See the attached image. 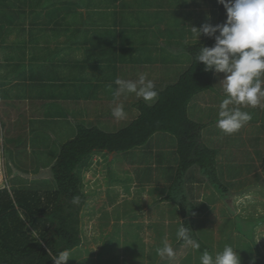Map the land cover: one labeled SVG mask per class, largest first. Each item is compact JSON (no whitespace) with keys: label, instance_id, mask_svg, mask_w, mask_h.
<instances>
[{"label":"crops","instance_id":"obj_1","mask_svg":"<svg viewBox=\"0 0 264 264\" xmlns=\"http://www.w3.org/2000/svg\"><path fill=\"white\" fill-rule=\"evenodd\" d=\"M217 19L216 0H0L2 176L9 189H18L23 180L19 177L11 180L9 176L39 175L37 180L29 179L37 183L41 181L40 176H50L48 169L58 156L55 144L74 137L77 124L95 126L106 132L128 126L139 115L137 104L144 101L135 94L114 96L117 89L114 81L117 78L136 80L138 74L145 73L157 92L177 82L191 63L184 46L209 39L203 33L197 39L193 27L216 25ZM223 78L224 73L215 72L212 89L197 93L188 104L187 114L203 124L200 143L216 152L217 174L224 176V182L233 183L239 175L230 171L237 164L236 156L243 152L245 140L242 127L241 132L227 135L217 126L220 104L225 99ZM216 89H222L223 95H215ZM121 104L125 115L117 119L112 109ZM238 107L245 111L244 105ZM46 125L53 127L50 132L54 137L43 129ZM238 133L242 138L235 135ZM46 142L52 143V148L45 146ZM124 153L127 156L119 159L116 156L119 153H101L108 159L105 161L108 175L111 169L121 172L122 177L130 176L127 183L120 177L107 176L106 185L112 182L111 186L140 187L142 191L163 190V196L159 195V201L153 203L175 205L176 217L170 221L166 208L156 227L161 226V234L172 227L179 231L182 221L179 208L164 200L169 184L177 176L176 137L168 132H156L145 144ZM23 160L28 164L20 169L18 165ZM188 176L196 177L189 180ZM184 181L188 197L201 212L195 218L197 233L203 223L206 226L214 216L217 221L227 209H231L227 214H233L234 196L252 197L248 192L258 190L260 185L255 181L236 190L230 186L228 196L221 197L197 165L184 173ZM261 194L264 195L263 190ZM207 195L219 200H210L208 207L203 199ZM222 202L225 211L220 210ZM253 207L260 213L264 196H258ZM124 208L121 202L117 207L120 215L116 214L115 219L126 215ZM241 212L247 215L245 218L235 215L236 233L248 240L238 231V225L251 233V245L262 261L260 264H264V214L253 218L254 213ZM255 224L263 225L257 229V239L252 234Z\"/></svg>","mask_w":264,"mask_h":264},{"label":"trees","instance_id":"obj_2","mask_svg":"<svg viewBox=\"0 0 264 264\" xmlns=\"http://www.w3.org/2000/svg\"><path fill=\"white\" fill-rule=\"evenodd\" d=\"M216 1L217 24H223L226 9ZM214 43L213 36L204 43L184 46L191 58L190 65L177 82L158 91L153 104L139 102V115L128 126L106 132L95 126L77 124L75 136L60 145L58 156L48 169L55 185L46 192L38 189L12 192L9 189L2 176L0 127V264H54L52 256L79 246L82 243L80 213L90 197L82 190L81 173L90 167L93 154L128 151L145 144L156 132H168L177 139V176L169 184L164 200L177 205L182 217L181 227L189 229L191 240L199 243L201 251L208 250L195 231V218L201 212L188 197L183 183L184 173L197 165L221 197L229 193L228 186L217 177L216 152L200 143L203 124L190 119L187 114L192 98L212 89L215 71H205L203 62L196 61L195 55L201 47H211ZM74 197L79 198L78 204H73ZM237 229L252 240L251 233H246L241 225ZM176 243L180 247L187 244L182 239Z\"/></svg>","mask_w":264,"mask_h":264},{"label":"rangeland","instance_id":"obj_3","mask_svg":"<svg viewBox=\"0 0 264 264\" xmlns=\"http://www.w3.org/2000/svg\"><path fill=\"white\" fill-rule=\"evenodd\" d=\"M217 78L218 80L220 79L218 76ZM262 79H264V77H262ZM214 94L222 96V89H216ZM261 103L264 104V100H262ZM244 109L245 112L250 113L252 116V119L242 126L243 139L245 140L244 149L241 154L236 156L235 161L237 164L235 168L232 171H230L231 168L227 170L234 175L236 174V176L239 175L238 179L234 180L232 183L224 182V176H220V173L217 174V177L220 178L223 185H227L228 188L232 186L234 188L233 190L251 186L255 181L260 182V185H258V190L248 192L249 195L253 194L252 197H244L242 195V197L239 198L234 196V215L231 213L227 214V212H231V209L226 210L222 202L220 210L226 211L220 213L222 214L220 219L218 218V220L215 221L214 216L213 220L206 226L203 223L202 228L197 229V234H199V238L208 247L207 251L213 256L222 251L226 245H231L234 249H237L236 251L241 258V264H260L262 261L261 259L258 260L259 258L257 257L255 248L251 245V241L249 239L245 240L243 236L238 235L235 228V215L241 218H245L243 216L247 215L245 213L243 214L241 211H247L251 214L254 213L253 218L263 216L262 214H264L262 213V210L264 212V208L260 209L261 211L258 213L257 209L254 210L253 207V205L258 202V196H264L261 194L262 190L264 191V186H262L264 185V172L262 171L264 166V162L262 164V154L264 150V107L257 106L253 108L244 106ZM121 126H124V124ZM43 129L49 136L52 135L54 137V134L50 132L53 127L46 125ZM238 132H241V130L239 129ZM235 135L239 139L242 138L241 133ZM67 140H59V142L55 144L56 154L59 152L60 145ZM45 146H50L52 148L53 144L46 142ZM51 150L53 151V149ZM241 155L243 156L241 157ZM116 156L117 159H119L122 157L124 158L127 154L120 152ZM106 160V155L97 152L94 153L88 171H83L81 173L82 190L86 194H89L90 197L86 200L81 209L80 229L82 243L69 251L71 258L66 264H200V257L203 251L200 250V247L197 249L193 246V244L198 242L192 241L193 243H187L186 246L180 247L176 243L178 239V230L175 229V227L169 229L168 232L164 230V234H161L162 229L160 225L159 228L156 227L157 224L161 223L160 220L163 214L161 212L164 209L168 208L170 221L171 218L174 219L176 217L173 211L176 209L175 205H168V203H165L159 206L153 203V201H159L160 196H163V190L154 189L142 191L140 187L137 189H130V186L121 184L111 186L112 182L106 185L108 184L107 176L120 177L119 179L125 180L126 183L130 178V176L122 177L123 175L120 174L121 172L112 171L111 169L108 175L105 168ZM27 164L28 162L23 160L18 166L20 169H23ZM27 168H29V166ZM48 175H50L49 172ZM15 177L26 180V182H32L31 185H27L21 180L17 188L22 190L30 189L36 191L38 189L39 192H46V190H49L50 187L55 185L52 177L47 175L40 176L41 181H39V183H37L38 181H29V179L37 180L39 175L9 176L11 180ZM144 177L148 179L150 176ZM195 177L196 176H188V179L193 180ZM258 177L259 179L261 178V180H257ZM140 183L141 181H139V184ZM183 185L185 187L187 182L184 181ZM12 189L13 192L14 187ZM155 190H157L156 193L154 192ZM120 194H122V196ZM203 199L208 207L210 200H213V202L219 200L217 197H215L217 200H214L212 197L209 198V195ZM121 202L125 205L124 209L126 215L120 219H115L116 214L120 215V213L118 214L120 209L118 210L117 207ZM83 210L86 211L83 213ZM151 213H153V215H151ZM207 215L208 214H206L205 218L208 220L209 217ZM255 225L257 226V224ZM261 227H263V225L260 227L257 226L252 230V234L256 239L259 236V230L257 229ZM165 243L174 248L176 253L174 259L169 260L166 257L162 258L159 256L158 249L162 248Z\"/></svg>","mask_w":264,"mask_h":264},{"label":"clouds","instance_id":"obj_4","mask_svg":"<svg viewBox=\"0 0 264 264\" xmlns=\"http://www.w3.org/2000/svg\"><path fill=\"white\" fill-rule=\"evenodd\" d=\"M218 2L226 9V21L223 24L193 27L197 39L201 33L215 38L213 46L199 49L195 60L203 62L205 71L224 73L222 81L225 99L220 104L217 126L224 134L230 135L252 119L250 113L241 111L238 106L264 107L261 103L264 100V0ZM114 83L117 85L114 96L117 97L121 94H135L148 104L154 103L158 97L154 82L145 73L138 74L136 80L117 78ZM112 115L117 119L123 118V105L114 107ZM72 202L78 204L79 198L74 197ZM177 237L193 243L188 228L181 227ZM193 246L197 249L200 247L198 243ZM236 250L231 245H226L215 256L204 251L200 264H241ZM158 254L169 260L176 255L174 248L167 243L158 249ZM52 258L54 264H66L71 256L68 250H62Z\"/></svg>","mask_w":264,"mask_h":264}]
</instances>
